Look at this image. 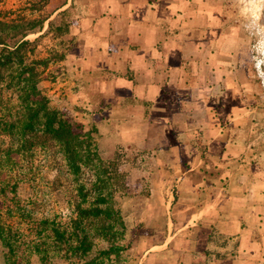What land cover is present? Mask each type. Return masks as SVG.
<instances>
[{"label":"rangeland","instance_id":"obj_1","mask_svg":"<svg viewBox=\"0 0 264 264\" xmlns=\"http://www.w3.org/2000/svg\"><path fill=\"white\" fill-rule=\"evenodd\" d=\"M91 3L0 0V56L8 62L0 118H14L18 89L34 82L81 141L72 170L57 145L44 143V119H35L36 144L6 169L3 177L19 180L0 195L18 264H206L224 256L233 245L218 224L228 214V185L244 181L243 169L264 168V83L254 78L241 0H182L164 33L180 41L184 60L161 81L166 103L158 106L131 90L130 62L117 61L123 33L113 28L124 10L107 8V30H86V11L98 12ZM176 86L181 94L169 93ZM162 109L186 135H164ZM9 142L2 131L0 150ZM208 203L207 228L183 225ZM200 229L208 233L205 252ZM7 247L0 240V264Z\"/></svg>","mask_w":264,"mask_h":264},{"label":"crops","instance_id":"obj_2","mask_svg":"<svg viewBox=\"0 0 264 264\" xmlns=\"http://www.w3.org/2000/svg\"><path fill=\"white\" fill-rule=\"evenodd\" d=\"M95 1L90 0L98 12L86 11V30H107L110 9L115 5L121 7L124 14L113 28L123 33L120 40L122 43L118 45L122 49L117 52L121 60L118 58L117 61L130 62V70L134 75L132 79L137 81L131 86L135 94L147 96L157 106L159 103L164 105L167 90L160 83L169 75L175 76L174 73L179 72L184 60L180 41L165 34L164 30L169 24V18L180 16L182 0H97V4ZM170 91L179 95L182 89L176 86ZM162 111L160 120L161 126L166 128L164 135L172 137L174 132L178 136L186 135L183 129H178L181 125L179 121L169 122L172 119L171 113L164 109ZM178 114L176 112L173 115L176 118ZM171 150L181 157L185 151H177L173 147ZM243 175V182L234 178L228 185V214L225 220L218 221L219 227H224L222 230H225L227 239L233 245L226 247L229 251L224 256H212L206 264H264V168L257 163V166L243 169ZM218 203L219 206L220 201ZM213 207L214 204L210 203L201 205L186 217L183 225L187 227L194 224L196 229L207 228L211 218L207 217L206 211ZM196 238L198 249L205 252L209 247L208 233L205 230L196 232Z\"/></svg>","mask_w":264,"mask_h":264},{"label":"trees","instance_id":"obj_3","mask_svg":"<svg viewBox=\"0 0 264 264\" xmlns=\"http://www.w3.org/2000/svg\"><path fill=\"white\" fill-rule=\"evenodd\" d=\"M1 41L2 40H0V43ZM27 43L28 40H22L16 44L14 49L8 48V50L11 54L15 49H18ZM3 57L0 56V73L2 66L8 64L7 60H3ZM19 89L17 97L21 102V106L17 111V114L13 119H8V121L7 119L2 120L0 118V133L3 131V133L10 137L9 145L0 150V195L2 196L6 195V190L9 188L11 189L10 191H15L19 182L18 179H13L15 176H9L11 179L9 177V179L5 176L3 177L6 169L16 166L19 161V154L32 149V146L36 144L29 139V133L34 132L35 125L33 121L35 119H44L41 128V136L44 137V143L49 142L53 146L57 145L69 168L72 170H78L79 161H81V141L78 140V134H74L71 125L61 117L57 111L52 110L47 106V98L38 89L36 84L33 82L31 86L27 85L26 88L23 87L22 89ZM3 207L4 204L2 200V202H0V240L6 247L8 246L5 264H18V259L15 256L11 244L14 239H12L9 227L1 221V213H3L1 211ZM81 213L86 215V212H83V209L80 210V214ZM44 223L46 224L48 221L45 219L42 220L41 223H35V225L38 227L40 226L39 224ZM50 230L57 235V239H64L63 233H60L59 230L55 228H50ZM81 243H83V240ZM32 246L37 252L42 253L44 251L40 250L38 244H32Z\"/></svg>","mask_w":264,"mask_h":264},{"label":"clouds","instance_id":"obj_4","mask_svg":"<svg viewBox=\"0 0 264 264\" xmlns=\"http://www.w3.org/2000/svg\"><path fill=\"white\" fill-rule=\"evenodd\" d=\"M244 30L251 37L249 58L255 69L254 78L264 83V0H241Z\"/></svg>","mask_w":264,"mask_h":264}]
</instances>
